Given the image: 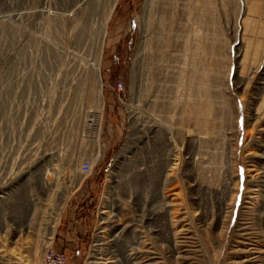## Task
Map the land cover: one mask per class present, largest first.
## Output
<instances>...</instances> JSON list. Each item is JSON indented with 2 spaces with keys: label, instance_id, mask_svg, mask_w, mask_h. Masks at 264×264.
I'll return each mask as SVG.
<instances>
[{
  "label": "rangeland",
  "instance_id": "374dc122",
  "mask_svg": "<svg viewBox=\"0 0 264 264\" xmlns=\"http://www.w3.org/2000/svg\"><path fill=\"white\" fill-rule=\"evenodd\" d=\"M108 4L0 0V264H264V0Z\"/></svg>",
  "mask_w": 264,
  "mask_h": 264
},
{
  "label": "built area",
  "instance_id": "2783aa9c",
  "mask_svg": "<svg viewBox=\"0 0 264 264\" xmlns=\"http://www.w3.org/2000/svg\"><path fill=\"white\" fill-rule=\"evenodd\" d=\"M22 16V14H19ZM124 83L122 81L117 83V92L120 94L124 93ZM0 99V118L3 122L4 128H17L20 124L21 119V111H20V103L18 100V90L16 86V81L12 80L10 82H6L2 89ZM14 104V107H13ZM0 148H2V142L0 143ZM94 164L91 159L83 160L79 165V178L76 176H72V180L70 183L74 181V189H80L81 185L85 180L90 178L94 171ZM78 183V185L76 184ZM45 259L47 264H65L66 263V255L64 253L58 252L53 248V243L47 246L45 250Z\"/></svg>",
  "mask_w": 264,
  "mask_h": 264
},
{
  "label": "bare ground",
  "instance_id": "6f19581e",
  "mask_svg": "<svg viewBox=\"0 0 264 264\" xmlns=\"http://www.w3.org/2000/svg\"><path fill=\"white\" fill-rule=\"evenodd\" d=\"M90 0H85V3L88 2ZM95 1V0H94ZM95 3V2H94ZM118 3V0H110V5L108 8H106V12H104L102 14V17L101 20L98 22V29L100 31V34H101V38L104 39L106 37V34H107V25L109 24L111 18H112V15H113V12L115 10V7ZM93 4V3H92ZM264 8V7H263ZM252 10L253 11H256L258 10V7L256 5L252 6ZM248 14V13H247ZM263 16V15H262ZM246 24V23H245ZM104 45V44H103ZM103 45L100 46V49H99V52H98V57H97V62L93 68L94 70V74H95V81H96V91H97V103H98V106H97V110L96 112L93 114H90L89 116H91L90 121V127H94L95 125H99L98 124V121L100 122L101 120V116H102V112H103V97H102V89H103V83L101 81V77H100V60H101V56H102V52H103ZM244 56H245V53H244ZM247 60V59H246ZM245 60V62H246ZM243 62V61H242ZM16 63V62H15ZM245 65V64H244ZM16 69V68H15ZM10 77V76H9ZM32 79V78H31ZM1 83V82H0ZM16 86H17V83H16ZM2 96V95H1ZM21 97V96H20ZM22 99V98H21ZM264 106V99L262 101V103L260 104L259 108H262L261 106ZM258 108V109H259ZM257 114V113H256ZM22 118V117H21ZM97 120V121H96ZM257 120V119H256ZM261 120V119H260ZM32 121V120H31ZM31 126V125H30ZM138 126V125H137ZM26 127V126H25ZM99 128V127H98ZM10 130V129H9ZM99 132V131H98ZM25 133V132H24ZM1 134V133H0ZM188 134V133H187ZM96 135H97V132H96ZM98 137V135H97ZM97 137H95V139H97ZM23 139V138H22ZM20 140V139H19ZM95 141V140H94ZM10 144V143H9ZM130 147H127V143H126V146L125 148H123L122 152L119 154L118 156V161H121L124 157H125V154H127L129 151H130ZM29 151V150H28ZM31 154V153H30ZM3 159V158H2ZM167 162V161H165ZM170 163V162H169ZM1 165V164H0ZM118 165V164H117ZM168 165V164H166ZM170 167V166H169ZM167 169V168H165ZM181 169V167H180ZM13 170V169H12ZM254 172L256 170H253ZM165 172V171H164ZM167 173V172H166ZM165 173V174H166ZM48 174L46 173L44 175V177L42 178V182L45 183V185L49 186L51 185L50 181L48 180ZM166 179V178H165ZM165 181V180H164ZM167 182V181H166ZM78 185V183H76ZM52 186V185H51ZM179 196V195H178ZM177 197V196H176ZM174 198V197H173ZM66 200H68L66 198ZM64 204V203H63ZM168 204V203H166ZM169 205V204H168ZM109 212V211H108ZM104 213H107L106 211L103 212ZM53 227H52V233H51V237H50V241L53 240V237H54V233H55V229L57 227V222L53 223ZM101 225V224H100ZM100 233V232H99ZM100 237V236H99ZM104 237V236H103ZM99 238L98 240H96V245L94 246V250L92 252V255H91V262H89L90 264H103V262H109L110 258H107L106 255L104 253H102L100 251V245H99ZM49 245V244H48ZM104 251V250H102ZM105 252V251H104ZM130 253H132V250L130 251ZM111 257V256H110ZM7 261V260H6ZM10 261V260H9ZM10 263V262H9ZM106 264V263H105Z\"/></svg>",
  "mask_w": 264,
  "mask_h": 264
}]
</instances>
